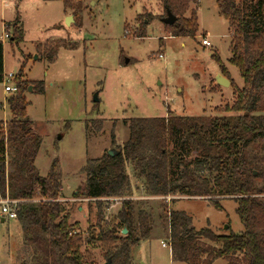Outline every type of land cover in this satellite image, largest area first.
<instances>
[{"label":"rangeland","instance_id":"1","mask_svg":"<svg viewBox=\"0 0 264 264\" xmlns=\"http://www.w3.org/2000/svg\"><path fill=\"white\" fill-rule=\"evenodd\" d=\"M69 2L71 8L65 9L58 0H0V36L7 33L10 38L11 26L19 19L24 37L22 42L3 40V72L13 74L15 79L20 76L27 85L23 95L28 105L25 119L40 139L37 173L45 177L53 159L58 160L62 174L58 201L66 204L69 222L79 224L82 237L88 232L96 236L98 206L94 200L74 195L85 181L81 169L86 161L112 150L110 135H114L117 146L123 145L129 138L128 123L136 118L221 117L226 114L224 107L235 102V92L243 82L238 69L228 63L231 31L214 0H198V33L185 38L169 36L162 23L165 16L161 0ZM206 37L210 47L201 45ZM57 42L62 46L50 58L44 47L54 50ZM214 56L227 68L233 88L214 83L220 74ZM15 79L10 87H14ZM33 82L41 83L43 91L37 85L34 89ZM4 86L0 83V132L6 130L11 118L6 100L13 95L5 93ZM247 150V167H261L253 182L263 185L264 149L254 151L248 146ZM197 156L189 152L186 162ZM125 171L131 183L127 199L134 202L137 213L144 210L153 221L148 238L131 249L134 264H187L179 261L168 245L169 230L159 218L162 205L167 211L187 216L196 231L209 229L217 235L243 232L235 212L237 203L232 199L219 200L220 208L190 196L175 197L171 202L163 198L148 200L143 182L134 178L131 166L126 165ZM100 203L103 226H113L121 201L115 204L104 198ZM1 219L0 264H19L21 226L15 219L2 223ZM163 242L168 246L162 247ZM89 251L92 264L108 263L101 251ZM226 262L216 259L212 264Z\"/></svg>","mask_w":264,"mask_h":264},{"label":"trees","instance_id":"2","mask_svg":"<svg viewBox=\"0 0 264 264\" xmlns=\"http://www.w3.org/2000/svg\"><path fill=\"white\" fill-rule=\"evenodd\" d=\"M58 1L65 9L71 8L69 0ZM214 1L231 31L228 63L238 69L243 82L235 92V102L224 107L226 114L221 117L130 119L126 122L129 138L120 146L111 134L113 155L107 151L101 158L86 161L81 169L85 181L74 195L94 200L98 206L96 236L88 232L82 237L79 224L69 222L66 204L58 201L62 191L58 160L53 159L45 177L37 173L40 139L25 119L28 105L23 95L27 85L16 77L17 92L6 100L11 118L6 130L0 132V198L8 196L19 201L15 219L21 226L23 242L19 264H92L89 250L101 251L109 264H134L131 249L148 238L153 221L144 210L137 213L134 202L126 197L131 189L126 165L131 166L134 178L143 182L141 187L148 200L171 198V202L175 197L190 196L206 199L216 208L224 198L237 203L235 212L244 230L225 235L209 229L196 231L187 216L167 211L162 205L159 218L167 224L168 245L179 261L212 264L224 259L226 264H264V183L253 182L255 173L261 171L259 165L247 167L248 146L254 151L264 149V0ZM161 3L164 16L169 10L177 18L173 25H165L169 36L197 35L198 0ZM18 22L11 26L12 43L24 39ZM139 34L142 37L143 32ZM61 46L57 42L54 50L45 46L43 51L53 58ZM213 58L233 88L227 68L217 56ZM3 62L0 41V83L4 79ZM33 83V88L37 85L43 91L41 83ZM188 150L198 156L186 162ZM104 198H122L113 226L104 227L102 223L100 200ZM123 229L127 232L120 236Z\"/></svg>","mask_w":264,"mask_h":264},{"label":"built area","instance_id":"3","mask_svg":"<svg viewBox=\"0 0 264 264\" xmlns=\"http://www.w3.org/2000/svg\"><path fill=\"white\" fill-rule=\"evenodd\" d=\"M4 39L9 40V35L7 33H4L2 36H0V41L3 42ZM201 45L205 47H210V43L208 38H202ZM162 56H160L161 58ZM15 79V76L13 74H4V79L3 82L5 83L4 86V92L5 93H10V94H16L17 89L14 85V87H10L9 84L11 81ZM264 197V195H262ZM171 198H165V200L170 201ZM107 200H112L115 201V204H118L121 200L117 198H107ZM19 204V201L11 200L8 198V196H5L2 198L0 201V217L4 220H12L16 219V214H17V205ZM164 242L162 243V247H167Z\"/></svg>","mask_w":264,"mask_h":264},{"label":"water","instance_id":"4","mask_svg":"<svg viewBox=\"0 0 264 264\" xmlns=\"http://www.w3.org/2000/svg\"><path fill=\"white\" fill-rule=\"evenodd\" d=\"M165 16H166V17H165L164 19H162V23H163L164 25H166V26H167V25H169V26L173 25V24L176 22V20H177V18H176L175 16H173V15L170 13L169 10L166 11V15H165ZM70 19H71V18H70ZM71 21H72V19H71ZM67 24H68V23H67ZM124 63H125V64H128V60H125ZM214 82H215L218 86H221V87H229V86L231 85V83H229V81H228L226 78H224L221 74L216 76ZM29 91H32V89L29 88ZM93 101H94L95 103L98 102L96 96L94 97V100H93ZM108 154L113 155V154L111 153V151H108ZM226 229H227V227H226ZM126 232H127L126 229H123V230H122V234H126ZM106 264H109V263H106Z\"/></svg>","mask_w":264,"mask_h":264},{"label":"crops","instance_id":"5","mask_svg":"<svg viewBox=\"0 0 264 264\" xmlns=\"http://www.w3.org/2000/svg\"><path fill=\"white\" fill-rule=\"evenodd\" d=\"M19 20V19H18ZM15 23V22H14ZM12 25H14V24H12ZM17 26H20V20H19V22H18V24H17ZM3 66H4V62H3ZM220 75V74H219ZM216 78V77H215ZM215 83V82H214ZM155 199H157V198H155ZM159 199V198H158ZM151 200V199H150ZM2 221H4V219H1V223H2Z\"/></svg>","mask_w":264,"mask_h":264}]
</instances>
